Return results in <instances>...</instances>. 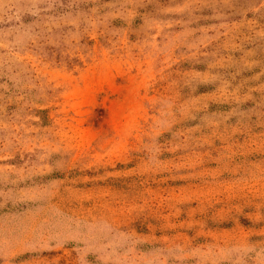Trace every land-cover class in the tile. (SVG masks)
I'll return each mask as SVG.
<instances>
[{
    "label": "rangeland",
    "instance_id": "obj_1",
    "mask_svg": "<svg viewBox=\"0 0 264 264\" xmlns=\"http://www.w3.org/2000/svg\"><path fill=\"white\" fill-rule=\"evenodd\" d=\"M0 264H264V0H0Z\"/></svg>",
    "mask_w": 264,
    "mask_h": 264
}]
</instances>
